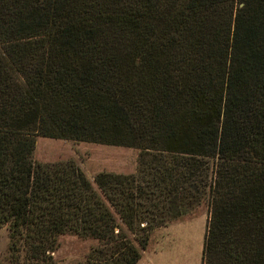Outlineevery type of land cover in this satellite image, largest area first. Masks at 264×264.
Returning a JSON list of instances; mask_svg holds the SVG:
<instances>
[{
  "label": "trees",
  "instance_id": "16d2710c",
  "mask_svg": "<svg viewBox=\"0 0 264 264\" xmlns=\"http://www.w3.org/2000/svg\"><path fill=\"white\" fill-rule=\"evenodd\" d=\"M38 137L136 148L133 173L38 162ZM211 208L203 264H264V0H0V227L12 264H139Z\"/></svg>",
  "mask_w": 264,
  "mask_h": 264
},
{
  "label": "rangeland",
  "instance_id": "374dc122",
  "mask_svg": "<svg viewBox=\"0 0 264 264\" xmlns=\"http://www.w3.org/2000/svg\"><path fill=\"white\" fill-rule=\"evenodd\" d=\"M138 156V149L132 147L45 137L37 138L34 151V159L38 162L73 161L91 180L102 171L135 172ZM210 213L206 201L155 230L139 264H203ZM93 243L74 235H63L55 253L56 264H82ZM12 262L10 230L4 225L0 227V264Z\"/></svg>",
  "mask_w": 264,
  "mask_h": 264
}]
</instances>
